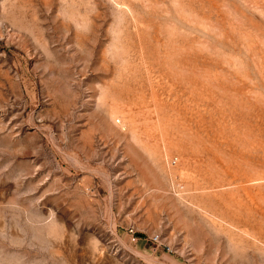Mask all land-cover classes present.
I'll use <instances>...</instances> for the list:
<instances>
[{
    "label": "rangeland",
    "instance_id": "374dc122",
    "mask_svg": "<svg viewBox=\"0 0 264 264\" xmlns=\"http://www.w3.org/2000/svg\"><path fill=\"white\" fill-rule=\"evenodd\" d=\"M0 264H264V0H0Z\"/></svg>",
    "mask_w": 264,
    "mask_h": 264
},
{
    "label": "built area",
    "instance_id": "2783aa9c",
    "mask_svg": "<svg viewBox=\"0 0 264 264\" xmlns=\"http://www.w3.org/2000/svg\"><path fill=\"white\" fill-rule=\"evenodd\" d=\"M173 162L175 163V162H176V159H175V160H173ZM157 239H158V238H154V240H155V241H157Z\"/></svg>",
    "mask_w": 264,
    "mask_h": 264
}]
</instances>
